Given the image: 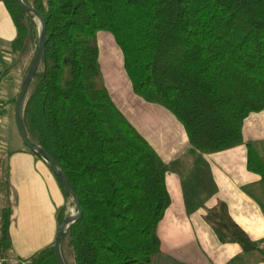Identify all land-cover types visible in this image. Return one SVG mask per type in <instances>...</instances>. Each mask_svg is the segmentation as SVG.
I'll list each match as a JSON object with an SVG mask.
<instances>
[{"label":"trees","instance_id":"trees-1","mask_svg":"<svg viewBox=\"0 0 264 264\" xmlns=\"http://www.w3.org/2000/svg\"><path fill=\"white\" fill-rule=\"evenodd\" d=\"M22 1L44 18L46 42L21 121L78 198L81 216L60 246L73 264H154L157 226L170 204L165 175L180 169L178 161L165 164L112 101L99 63L101 32L120 50L132 93L170 112L197 154L180 175L186 213L203 210L220 242L262 255L224 202L206 207L217 186L203 155L242 145L244 120L264 111V0ZM1 2L15 29L13 64L32 51L25 77L40 26L15 0ZM246 150L247 170L264 182L257 144ZM7 222L5 215L1 255L10 250ZM16 264H57L53 245Z\"/></svg>","mask_w":264,"mask_h":264},{"label":"crops","instance_id":"crops-1","mask_svg":"<svg viewBox=\"0 0 264 264\" xmlns=\"http://www.w3.org/2000/svg\"><path fill=\"white\" fill-rule=\"evenodd\" d=\"M14 37V26L0 0V48L8 44L10 51ZM10 58L7 57V61ZM2 67L0 63V92L7 74H15L19 79L18 72L6 73ZM102 75L116 107L160 159L165 164L180 163L179 172L165 175L170 204L157 226L160 253L154 264H264V182L247 170L246 150V144L254 142L259 155L264 157V111L251 114L244 120L242 145L221 153L203 155L217 186V194L206 207H212L218 200L224 202L233 221L263 251L262 255L244 254L239 245L219 241L204 222L203 210L191 215L186 213L180 175L192 165L197 154L192 150L182 125L166 109L136 97L124 71L130 98L123 95L119 87L114 85L110 88L103 72ZM68 198L41 157L28 151L24 144L11 149L0 145V225L6 215L10 244L8 254H0V264L25 262L53 245L59 227L58 212L66 208ZM65 250L62 248L60 254L66 261Z\"/></svg>","mask_w":264,"mask_h":264},{"label":"rangeland","instance_id":"rangeland-1","mask_svg":"<svg viewBox=\"0 0 264 264\" xmlns=\"http://www.w3.org/2000/svg\"><path fill=\"white\" fill-rule=\"evenodd\" d=\"M30 3V0H28ZM36 24L40 26L39 21L36 19ZM99 48H100V60L101 70L104 73L108 86H117L120 91H123V95L130 98V90L126 88V79H124L122 71V55L118 47L115 45L112 36L109 33L101 32L98 35ZM32 51L27 57L19 64H13L12 56L10 55L9 46L0 48V63L3 67L1 70H6L7 73L18 72L19 79L13 75L6 76L2 82L1 94H0V145L4 148H14L15 145H23V141L19 135L16 127L14 117V100L17 98L20 87L24 78V73L28 68ZM7 57H11L10 61H7ZM116 80L118 81L115 84ZM130 100V99H129ZM76 209L72 199L68 198V204L65 208V215L71 216L75 213ZM64 256L69 264L71 262V255L68 250L64 251Z\"/></svg>","mask_w":264,"mask_h":264},{"label":"water","instance_id":"water-1","mask_svg":"<svg viewBox=\"0 0 264 264\" xmlns=\"http://www.w3.org/2000/svg\"><path fill=\"white\" fill-rule=\"evenodd\" d=\"M15 1L18 4V6L21 8L22 12L33 15L40 23V36H39L37 52H36L35 58L30 68L28 69L22 81L19 94L15 101V107H14L15 123H16L17 130L19 132V135L21 137V140L23 141L25 147L30 152H33L34 154H37L38 156H40L49 165L58 184L62 187L65 193L68 194V196L72 199L74 203V206L76 209L75 213L71 216H67L64 218V220L58 227V231H57L56 237L53 242V253H54V257H55L57 264H65L60 254V246H61L63 237L67 229L69 228V226L73 224L81 216V209H80L78 198L74 195L64 175L56 167L54 160L46 152H44L41 148H39L38 146L34 145L33 143L29 141L25 133L24 127L22 125L21 110H22L23 104L25 103V100L28 94V88L32 80V77L36 69L38 68L40 62L44 59V48H45V42H46V35H45L44 18L37 11H35L30 5L25 4L22 0H15Z\"/></svg>","mask_w":264,"mask_h":264}]
</instances>
